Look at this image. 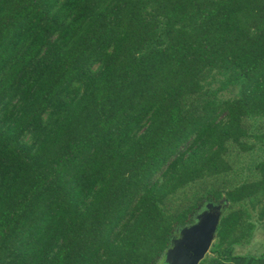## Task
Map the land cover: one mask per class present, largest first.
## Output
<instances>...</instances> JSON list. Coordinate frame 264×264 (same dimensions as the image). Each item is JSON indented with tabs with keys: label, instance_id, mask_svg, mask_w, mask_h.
Returning <instances> with one entry per match:
<instances>
[{
	"label": "trees",
	"instance_id": "16d2710c",
	"mask_svg": "<svg viewBox=\"0 0 264 264\" xmlns=\"http://www.w3.org/2000/svg\"><path fill=\"white\" fill-rule=\"evenodd\" d=\"M221 201L212 252L264 221V0H0V264H162Z\"/></svg>",
	"mask_w": 264,
	"mask_h": 264
},
{
	"label": "water",
	"instance_id": "95a60500",
	"mask_svg": "<svg viewBox=\"0 0 264 264\" xmlns=\"http://www.w3.org/2000/svg\"><path fill=\"white\" fill-rule=\"evenodd\" d=\"M222 208L221 202H205L190 223L177 227L163 252L162 264H198L215 237Z\"/></svg>",
	"mask_w": 264,
	"mask_h": 264
},
{
	"label": "crops",
	"instance_id": "0c3cea01",
	"mask_svg": "<svg viewBox=\"0 0 264 264\" xmlns=\"http://www.w3.org/2000/svg\"><path fill=\"white\" fill-rule=\"evenodd\" d=\"M210 255L201 264H264V221H255L252 236L247 242L224 246Z\"/></svg>",
	"mask_w": 264,
	"mask_h": 264
},
{
	"label": "rangeland",
	"instance_id": "374dc122",
	"mask_svg": "<svg viewBox=\"0 0 264 264\" xmlns=\"http://www.w3.org/2000/svg\"><path fill=\"white\" fill-rule=\"evenodd\" d=\"M236 92H237V88H235V87H230L229 89H227V90H225V91H222L220 94H219V96H221L222 98H227V97H233V96H235L236 95ZM240 162H242V161H240ZM221 203H222V207H223V202L221 201ZM204 204V203H203ZM202 206V205H201ZM214 240V239H213ZM213 242V241H212ZM211 245H212V243H211ZM210 254H212V251H211V246H210V248H209V250L206 252V254H205V256L204 257H206V258H203L202 260V262H206L208 259H209V257L211 256ZM162 260V259H161ZM203 263V264H204ZM158 264H160V263H158Z\"/></svg>",
	"mask_w": 264,
	"mask_h": 264
}]
</instances>
